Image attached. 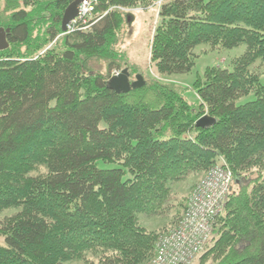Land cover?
<instances>
[{
    "label": "trees",
    "instance_id": "trees-1",
    "mask_svg": "<svg viewBox=\"0 0 264 264\" xmlns=\"http://www.w3.org/2000/svg\"><path fill=\"white\" fill-rule=\"evenodd\" d=\"M4 1L0 211L18 210L0 221V264H63L87 252L97 264H144L186 208L172 185L221 159L233 182L193 264H264V83L250 70L264 64V0L157 3L149 62L159 77L189 72L198 44L246 46L230 70L207 66L192 81L197 106L155 77L126 93L106 85L122 68L115 45L125 10L158 0H98L86 27L65 33L73 0ZM92 58L106 62L105 73ZM250 92L253 100L237 103ZM202 115L215 122L197 127ZM140 214L170 218L151 230Z\"/></svg>",
    "mask_w": 264,
    "mask_h": 264
},
{
    "label": "rangeland",
    "instance_id": "rangeland-1",
    "mask_svg": "<svg viewBox=\"0 0 264 264\" xmlns=\"http://www.w3.org/2000/svg\"><path fill=\"white\" fill-rule=\"evenodd\" d=\"M159 1V0H158ZM5 1L0 0V7L4 8ZM157 2L155 5L148 6L146 8L137 6L134 8H127L125 10V23L121 29L119 35V40L115 45V49L121 58L119 61L121 69L126 66L130 69V78L134 80V75L142 74L143 77H155L157 79L163 80L164 82L172 83L181 90V93L184 98L188 99L189 102L193 103L194 106H197L198 98H196V93L192 90L189 85L193 80L196 79L198 75L202 76L203 71L207 66H217L221 68H226L230 70L232 68V59L240 56L245 52V44L231 47L229 49L222 47L212 48L208 44H198L194 47L193 52L196 53L194 58V66L189 72L184 74H174L172 78L159 77L156 75L154 66L149 62V48L150 40L153 34V29L155 24L158 22ZM92 15V13H90ZM106 62L104 60L90 59V67L95 71L101 73L106 72ZM114 70H116L114 68ZM114 70L112 72H114ZM250 70L257 72L259 75L260 83H264V64L260 59L255 60L253 65L250 67ZM255 98L252 92L243 95L242 98L237 100L238 104H243V102L251 101ZM219 163H222V159ZM98 167H114L115 164L111 162H103L97 160ZM198 176H188L183 180L177 181L172 185V192L174 193L175 199H186L189 196V191L192 186H194L199 181ZM235 188V187H234ZM173 199V196H172ZM178 201H175V203ZM167 209V208H166ZM18 208L10 207L5 208L0 211V221L7 216H11L17 212ZM169 215V214H168ZM164 214H155V216H148L146 214H140L139 221L140 224L145 226L148 229H163L167 221H169L170 216ZM1 224V223H0ZM4 238L0 236V245L4 246ZM98 257L86 253L84 259H75L71 261H65L63 264H97Z\"/></svg>",
    "mask_w": 264,
    "mask_h": 264
},
{
    "label": "built area",
    "instance_id": "built-area-1",
    "mask_svg": "<svg viewBox=\"0 0 264 264\" xmlns=\"http://www.w3.org/2000/svg\"><path fill=\"white\" fill-rule=\"evenodd\" d=\"M94 3L84 0L78 5V14L67 25V32L78 23L84 24L82 29L87 25ZM232 182L231 169L224 160L203 174L189 191L182 217L157 237L156 254L145 264H193L210 240L214 216L221 210Z\"/></svg>",
    "mask_w": 264,
    "mask_h": 264
},
{
    "label": "water",
    "instance_id": "water-1",
    "mask_svg": "<svg viewBox=\"0 0 264 264\" xmlns=\"http://www.w3.org/2000/svg\"><path fill=\"white\" fill-rule=\"evenodd\" d=\"M84 0H73L70 2L65 8L64 12L62 14L61 18V31L62 33H65L67 29V25L70 23L72 19L76 17L78 14V5ZM10 31V27L4 28L0 26V50H5L8 47V38L7 34ZM134 80H130L129 78V71L128 68L125 67L121 69V72L117 75L111 76L106 81V85L111 90H114L119 93H126L131 88H138L139 86H142L145 83L144 77H142L141 74L134 75ZM196 126H209L210 124L214 123V119L212 117H208L207 115H202L199 118H197Z\"/></svg>",
    "mask_w": 264,
    "mask_h": 264
},
{
    "label": "bare ground",
    "instance_id": "bare-ground-1",
    "mask_svg": "<svg viewBox=\"0 0 264 264\" xmlns=\"http://www.w3.org/2000/svg\"><path fill=\"white\" fill-rule=\"evenodd\" d=\"M98 0H94V2H97ZM159 1H157V3H158ZM77 16V15H76ZM67 30V29H66ZM121 72V70L118 72V74ZM114 75H117V74H112V76H114ZM111 77V76H110ZM224 204V203H223ZM223 207V206H222ZM221 210H222V208H221ZM221 210L219 211V212H217L216 213V215H218V213H220L221 212ZM215 215V216H216ZM215 216H214V218H215ZM213 221H214V219H213ZM212 224H213V222H212ZM212 226V225H211ZM212 229H213V226H212ZM211 235H212V231H211ZM211 235H210V237H211ZM153 252H154V254L147 260V261H145V263L146 262H148V261H150L154 256H155V254H156V252H155V247H154V250H153ZM144 263V264H145Z\"/></svg>",
    "mask_w": 264,
    "mask_h": 264
},
{
    "label": "flooded vegetation",
    "instance_id": "flooded-vegetation-1",
    "mask_svg": "<svg viewBox=\"0 0 264 264\" xmlns=\"http://www.w3.org/2000/svg\"><path fill=\"white\" fill-rule=\"evenodd\" d=\"M7 38H8V36H7Z\"/></svg>",
    "mask_w": 264,
    "mask_h": 264
}]
</instances>
